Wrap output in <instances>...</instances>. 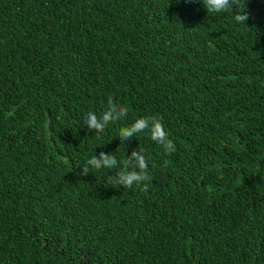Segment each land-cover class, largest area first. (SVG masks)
Instances as JSON below:
<instances>
[{
	"label": "trees",
	"instance_id": "obj_1",
	"mask_svg": "<svg viewBox=\"0 0 264 264\" xmlns=\"http://www.w3.org/2000/svg\"><path fill=\"white\" fill-rule=\"evenodd\" d=\"M240 3L244 24L200 0H0V264H264V0ZM110 95L129 114L97 135ZM151 115L173 153L121 144ZM139 144L148 191L79 175Z\"/></svg>",
	"mask_w": 264,
	"mask_h": 264
},
{
	"label": "clouds",
	"instance_id": "obj_2",
	"mask_svg": "<svg viewBox=\"0 0 264 264\" xmlns=\"http://www.w3.org/2000/svg\"><path fill=\"white\" fill-rule=\"evenodd\" d=\"M193 3L196 0H186ZM207 13H224L236 9L235 21L244 24L250 18L248 11L240 12V0H200ZM246 5V4H245ZM104 104V101H101ZM129 114V109L115 101L113 96H108L107 104L103 107L101 113L97 115L94 111H89L84 116V123L90 132L95 134L103 133L105 128L116 121L125 119ZM147 133L150 139L160 145L167 154L173 153L175 149L174 142L169 138L162 117L155 115L143 116L134 120L128 126L119 129L118 137L121 144H127L133 138H138ZM150 157L146 154L145 148L139 144V148H133L131 155L126 159H117L110 152L101 151L99 154L89 158L82 167L81 176H87L90 168L95 170L113 169L112 175L106 176L109 185L123 186L124 189H131L133 186L140 187L141 191H148L152 176L150 174ZM154 166V165H152Z\"/></svg>",
	"mask_w": 264,
	"mask_h": 264
}]
</instances>
